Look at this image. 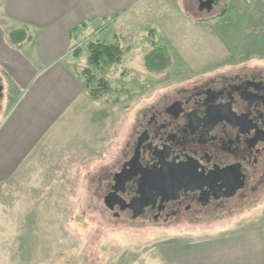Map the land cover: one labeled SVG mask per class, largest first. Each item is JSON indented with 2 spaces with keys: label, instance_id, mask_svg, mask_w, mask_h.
Wrapping results in <instances>:
<instances>
[{
  "label": "rangeland",
  "instance_id": "1",
  "mask_svg": "<svg viewBox=\"0 0 264 264\" xmlns=\"http://www.w3.org/2000/svg\"><path fill=\"white\" fill-rule=\"evenodd\" d=\"M183 9L181 23L147 36L145 23L135 32L123 23L81 34L71 53L81 103L0 184V264H162L165 249L192 242L194 228L263 218L264 194L231 219L193 224L115 219L103 205L109 176L125 157L134 110L181 84L264 71V0H217L210 12L185 0ZM95 45L119 49L117 62L106 69L90 64ZM7 96L0 120L11 104Z\"/></svg>",
  "mask_w": 264,
  "mask_h": 264
},
{
  "label": "flooded vegetation",
  "instance_id": "2",
  "mask_svg": "<svg viewBox=\"0 0 264 264\" xmlns=\"http://www.w3.org/2000/svg\"><path fill=\"white\" fill-rule=\"evenodd\" d=\"M128 138L103 196L115 219H231L264 194V71L168 88L134 110Z\"/></svg>",
  "mask_w": 264,
  "mask_h": 264
},
{
  "label": "crops",
  "instance_id": "3",
  "mask_svg": "<svg viewBox=\"0 0 264 264\" xmlns=\"http://www.w3.org/2000/svg\"><path fill=\"white\" fill-rule=\"evenodd\" d=\"M184 3L0 0V80L2 95L7 93L11 102L0 120V184L81 103V79L71 58L81 34L121 29L123 23L135 32L145 23L142 33L147 36L169 22L181 23ZM239 5L245 8L241 1ZM84 24L83 32L74 36ZM187 238L192 242L165 249L162 264H264V216L254 221L243 215L213 228H194Z\"/></svg>",
  "mask_w": 264,
  "mask_h": 264
},
{
  "label": "trees",
  "instance_id": "4",
  "mask_svg": "<svg viewBox=\"0 0 264 264\" xmlns=\"http://www.w3.org/2000/svg\"><path fill=\"white\" fill-rule=\"evenodd\" d=\"M86 28V25H81L79 28L75 29L72 34L75 36L77 34H80L83 32V30ZM119 49H117L114 46H101V45H95L91 47V53H90V64L101 67L102 69L108 68L110 65L117 62V59L119 57ZM118 56V57H117ZM151 56H148L146 58V63L149 61Z\"/></svg>",
  "mask_w": 264,
  "mask_h": 264
},
{
  "label": "water",
  "instance_id": "5",
  "mask_svg": "<svg viewBox=\"0 0 264 264\" xmlns=\"http://www.w3.org/2000/svg\"><path fill=\"white\" fill-rule=\"evenodd\" d=\"M217 0H199L198 1V10L200 12L204 11V12H210L211 9H212V6L214 5V3L216 2ZM131 166V164H130ZM134 173L136 172H132V175H135ZM104 205L107 209L111 210L113 209V206H114V203L113 201L110 202L109 200V197H107L105 200H104Z\"/></svg>",
  "mask_w": 264,
  "mask_h": 264
}]
</instances>
